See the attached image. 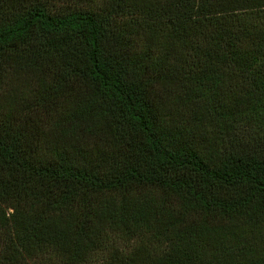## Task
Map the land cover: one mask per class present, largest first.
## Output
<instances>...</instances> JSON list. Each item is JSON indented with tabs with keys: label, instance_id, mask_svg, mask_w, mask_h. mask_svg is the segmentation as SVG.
Instances as JSON below:
<instances>
[{
	"label": "trees",
	"instance_id": "1",
	"mask_svg": "<svg viewBox=\"0 0 264 264\" xmlns=\"http://www.w3.org/2000/svg\"><path fill=\"white\" fill-rule=\"evenodd\" d=\"M0 264H264V0H0Z\"/></svg>",
	"mask_w": 264,
	"mask_h": 264
}]
</instances>
